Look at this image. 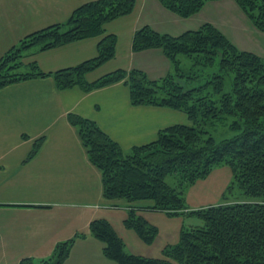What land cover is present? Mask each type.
Here are the masks:
<instances>
[{
    "label": "trees",
    "instance_id": "16d2710c",
    "mask_svg": "<svg viewBox=\"0 0 264 264\" xmlns=\"http://www.w3.org/2000/svg\"><path fill=\"white\" fill-rule=\"evenodd\" d=\"M167 11L187 19L207 3L220 0H157ZM254 28L264 34V0H234ZM135 0H95L75 9L67 21L25 36L0 58V89L32 79L52 78L57 91L78 88L90 93L122 82L132 106L168 108L184 113L191 125H175L156 140L124 153L91 120L68 114L77 129L89 161L101 173L103 197L125 201L124 227L152 244L157 229L138 212L163 213L169 218L197 220L183 226L179 241L162 250L159 259L128 254L123 241L105 220L89 225V235L102 246V255L114 264H264V57L238 51L210 24L178 37L150 27L132 37L134 53L160 49L171 73L151 81L139 70H116L88 83L85 76L115 56L116 38L104 25L129 15ZM101 37L97 55L77 66L42 73L27 54L48 51L88 38ZM185 61L188 69L182 71ZM229 87L225 90V80ZM232 117L235 136L216 142L205 130L208 122ZM33 144L26 160L37 152ZM228 167L232 180L226 189L241 198L191 210L186 192L218 168ZM173 179V184L167 183ZM243 197V198H242ZM146 202L148 205H136ZM79 237V236H76ZM75 239L56 244L50 257L24 258L18 264H63Z\"/></svg>",
    "mask_w": 264,
    "mask_h": 264
},
{
    "label": "crops",
    "instance_id": "0c3cea01",
    "mask_svg": "<svg viewBox=\"0 0 264 264\" xmlns=\"http://www.w3.org/2000/svg\"><path fill=\"white\" fill-rule=\"evenodd\" d=\"M92 1L95 0H0V58L25 36L67 21L75 9ZM204 24L212 25L232 44L226 36L227 31L231 34V28L236 27L247 39L261 36L234 0L209 2L187 19L167 11L157 0H135L129 15L104 25L105 34L116 38L114 58L85 79L91 83L116 70H139L151 81L160 80L171 73L170 62L160 49L134 53L133 34L147 26L159 34L178 37ZM100 39L88 38L28 53L23 62H35L42 73L74 67L97 55ZM238 48L264 57L261 48L258 52ZM68 114L96 123L124 153L153 142L159 131L168 127L189 125L182 112L132 106L128 88L122 82L90 93L76 87L57 91L52 78L32 79L0 89V264L48 258L56 244L70 239L75 242L63 264H114L104 258L101 244L89 235V225L95 220L110 224L128 254L161 258L164 247L177 244L182 227L193 226L194 219L138 212L157 229L150 245L126 229L128 204L104 199L101 173L89 161L77 129L68 123ZM40 139L36 154L26 160ZM231 180L228 167L213 170L187 190L188 208L197 210L222 203Z\"/></svg>",
    "mask_w": 264,
    "mask_h": 264
},
{
    "label": "rangeland",
    "instance_id": "374dc122",
    "mask_svg": "<svg viewBox=\"0 0 264 264\" xmlns=\"http://www.w3.org/2000/svg\"><path fill=\"white\" fill-rule=\"evenodd\" d=\"M224 11H226V10L224 9ZM236 22H238V21H236ZM230 32H231V34L228 33V31H227V35L226 36L231 38L232 41L234 42V44H236L238 47H240V48H243V47L249 48L250 50H252V52L253 51L258 52L260 48L262 50H264V34L259 33L261 35L259 38H256L255 36H253V38L247 39L244 36H242L240 31H237L236 27L235 28H231ZM241 36H242V38H240ZM234 44H232V45L238 51H242ZM181 68H182V71H184V72L188 69V66H187L185 61L182 62ZM228 87H229V80H228V78H226V80H225V90L226 91L228 90ZM233 120L234 119L232 117H224V118H221L220 120H216V121H213V122H208L206 124V126H205V130L209 133V135L216 142H220V141L225 140V139L233 138L235 136V132L230 129V124L232 123ZM189 125H191L190 121H189ZM167 183L172 185L173 184V179L167 178ZM238 198H241V196L239 195V190L234 186V187H232L231 192L226 194V198L225 199L227 201H235V200H238ZM194 221H195V224L199 223L197 220H194Z\"/></svg>",
    "mask_w": 264,
    "mask_h": 264
}]
</instances>
